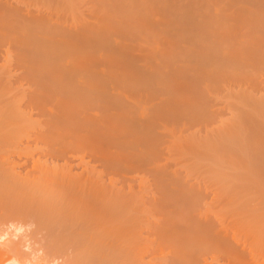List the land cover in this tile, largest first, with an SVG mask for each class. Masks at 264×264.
Returning a JSON list of instances; mask_svg holds the SVG:
<instances>
[{"label":"rangeland","instance_id":"1","mask_svg":"<svg viewBox=\"0 0 264 264\" xmlns=\"http://www.w3.org/2000/svg\"><path fill=\"white\" fill-rule=\"evenodd\" d=\"M0 101L3 126L27 114L0 130V241L24 264H168L156 230L224 221L264 248V0H0ZM7 158L46 191L15 193Z\"/></svg>","mask_w":264,"mask_h":264},{"label":"bare ground","instance_id":"2","mask_svg":"<svg viewBox=\"0 0 264 264\" xmlns=\"http://www.w3.org/2000/svg\"><path fill=\"white\" fill-rule=\"evenodd\" d=\"M2 102L3 101H0V104ZM16 103H18L17 100H16ZM20 107L21 106H19L18 109H20ZM21 111L22 110L14 111V114H13L14 120L19 119L21 121L22 120L24 121L26 119L25 118V116L27 115L26 112L24 111L21 112ZM15 112L17 113L16 115H15ZM11 119H12L11 117L7 118V120L5 121L6 126H3L4 123H1L0 127L1 128L3 127L4 129L0 128V130L4 131L5 127L7 129V127H9L11 123L13 124L12 122L13 119L12 120ZM17 121H14V122L16 123ZM10 128L12 129V132L18 133V131H16L15 128L12 127V125ZM10 128H8V130H6L5 132H8ZM41 133H42V130H37L35 134H41ZM27 134L26 136L24 135L25 138L20 137L18 139H20L21 142H23L24 139H26L28 142L30 135H27ZM30 155L31 153H29V150L27 149L18 152L19 158H22L23 156L30 157ZM82 160L84 161L83 157H82ZM10 161H9V158H7L3 162L5 165H8L7 173L10 177V180H9L10 188L12 187L18 188L14 191L15 193L16 191H23L25 193L26 189H31V192L35 190L37 192L46 191L45 188L35 187L32 185V183L26 182L28 180H26L25 177L23 178L21 176H18L19 174L16 173V168L17 166H19V162H17L16 160H13V161L10 160ZM35 165L38 168L43 169L47 165V162L36 161ZM84 172L90 173V170H88L87 167H85L84 171L80 175L71 174L70 176L65 177L63 179L64 180L63 182H72L77 179L79 182L81 175ZM89 177L90 179H92V176H89ZM98 190L100 191L97 192L96 190H91L88 193V195L95 194V195L101 196V198L104 199L105 195H103V189L98 188ZM17 194L19 193L17 192ZM88 197H93V196H88ZM94 214L95 213L91 214L92 216H90V218L92 217L93 220L95 219L96 222L94 225L96 226L97 217L93 218ZM213 221H216V220H213ZM207 222H211V221H207ZM101 223L102 222H100V224ZM122 224L123 223H120V225ZM228 225L229 223L225 221L221 222L220 224L221 227L219 226V228L214 232V237L211 240H206V239H201V238L195 239L192 236L189 237L190 236L189 233H186V236H187L186 243H184L182 240H173L169 236L167 231L164 229L160 231L156 230L154 238L150 241H145L143 244V248L147 252L163 251V253L168 252L169 254L173 255L172 261H169L168 264H214V263L216 264H264V248L260 245L258 240L252 237L251 231L247 227H244V226L235 228V230L231 231L230 230L231 227H228ZM133 227L134 226L132 223V227L129 226V228L125 230H131L133 232ZM134 228L136 229V225ZM225 231H231V232L228 235L224 236L222 234H224ZM12 236H10L11 238L10 237L6 238L3 242L0 241V264H24V260L22 257L23 255H20V254L23 251V248L26 246L27 242L23 238L21 239V235L18 233H14ZM90 238L93 239L95 237H90Z\"/></svg>","mask_w":264,"mask_h":264}]
</instances>
